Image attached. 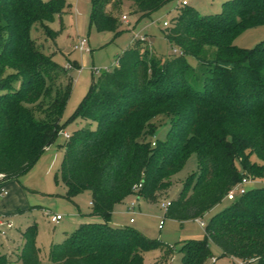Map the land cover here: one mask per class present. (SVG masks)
Listing matches in <instances>:
<instances>
[{"label": "trees", "instance_id": "16d2710c", "mask_svg": "<svg viewBox=\"0 0 264 264\" xmlns=\"http://www.w3.org/2000/svg\"><path fill=\"white\" fill-rule=\"evenodd\" d=\"M166 1L133 4L150 16ZM122 2L91 0L90 23L117 36ZM69 11L67 0H0V173L5 180L33 165L61 130L70 77L63 87L67 68L38 47L30 30L40 23L55 39L61 30L48 23ZM260 24L264 0H225L220 12L206 15L184 4L163 29L178 51L162 57L145 37L134 38L114 68L93 81L70 117L85 123L61 144L58 170L68 196L89 189L90 214L102 220L82 222L53 242L47 262L39 255L37 226L30 224L22 232L20 264H145L143 251L156 241L130 226L113 225L114 205L131 193L151 202L166 197L171 176L193 152L199 171L169 199L168 218L201 217L244 175H264V41L252 48L233 42ZM187 55L198 59V68ZM161 118L168 120V129L163 139L154 140ZM226 199L202 238L182 241V264H214L209 240L232 259L264 264V186ZM12 262L0 254V264Z\"/></svg>", "mask_w": 264, "mask_h": 264}, {"label": "rangeland", "instance_id": "374dc122", "mask_svg": "<svg viewBox=\"0 0 264 264\" xmlns=\"http://www.w3.org/2000/svg\"><path fill=\"white\" fill-rule=\"evenodd\" d=\"M67 1L70 3V11L61 16L57 15L48 23L49 27L61 30L55 39L48 36L40 23L34 24L30 30V35L38 47L51 54L55 62L67 68V75L61 82L62 86L66 87L70 77V94L61 116V130L54 141L18 178L6 179L3 183L8 192H0V211L8 214L6 219L12 222V227L5 228L4 233L0 232V253H5L13 260L12 264H20L16 256V237L19 238L20 231L29 224L37 226L36 243L40 247L39 255L42 261L47 262L52 242L61 241L65 232L73 231L82 218L89 220L91 216H95L88 214L91 208V191L85 189L70 198L58 170L63 158L61 144L67 139L65 134L85 123L81 118L72 120L70 117L93 81L97 80L102 71L114 68L117 55L136 37H145L152 50L159 56L166 57L176 52L165 37L163 29L164 22L171 24L178 15L179 8L184 6L182 0H167L150 16H142L136 11L133 0H123L122 14L127 15V20H123L121 16L122 32L117 36L112 31L97 30L90 23L91 0ZM186 1L188 6L197 9L201 15H206L220 12L225 0ZM83 36L88 38L89 50L74 47L78 37ZM260 41H264V24L246 29L237 35L233 42L241 47L252 48ZM187 60L194 68L199 67L196 57L187 55ZM74 61H77L78 66L73 65ZM167 129L166 118L157 120L152 139H163ZM198 171V154L193 152L171 176L172 185L165 192L166 197L158 202H151L143 196L138 198L137 194L131 193L114 205L110 221L113 225L130 226L156 241V245L143 251L145 264H182V254L179 250L182 241L203 237L211 216L229 203V200L224 198L198 218L178 220L166 217L164 203L176 197L186 178L196 175ZM252 180L254 186H264V175ZM131 202H135L134 207H131ZM51 214H61L62 218L53 222L50 219ZM209 243L215 257L214 264H237V260L224 255L218 245L211 240ZM251 264L259 263L255 261Z\"/></svg>", "mask_w": 264, "mask_h": 264}, {"label": "built area", "instance_id": "2783aa9c", "mask_svg": "<svg viewBox=\"0 0 264 264\" xmlns=\"http://www.w3.org/2000/svg\"><path fill=\"white\" fill-rule=\"evenodd\" d=\"M182 4H187L186 0H182L181 1ZM122 19L123 20H127V15L126 14H122ZM169 23L167 21L164 22V25H168ZM88 38L86 36L83 37H78V41L75 43L74 47L77 49H81V50H89V45H88ZM175 51H178L177 48L174 49ZM66 137H69V133L65 134ZM153 143H155L153 141ZM5 180V175L3 173H0V187H1V191L4 194H7V189H5L4 186H2V182ZM253 183L252 178H249L248 176L244 175L241 180L236 183L231 189H229V191L226 193V198L228 199H234L236 196L241 195L243 193H245L251 186V184ZM141 186V183L135 184L134 185V189H138ZM139 198V196H138ZM169 203V200L166 201L164 203L165 207L167 206V204ZM135 206V202H131V207ZM62 218L61 214H51L50 215V219L53 222H58L60 219ZM132 220V218H131ZM201 224H204L203 221H201ZM12 227V222L6 218H4L3 216H0V232L4 233L5 232V228H10ZM212 261H215V257L212 258ZM253 261V259H246V260H237V264H251Z\"/></svg>", "mask_w": 264, "mask_h": 264}, {"label": "crops", "instance_id": "0c3cea01", "mask_svg": "<svg viewBox=\"0 0 264 264\" xmlns=\"http://www.w3.org/2000/svg\"><path fill=\"white\" fill-rule=\"evenodd\" d=\"M70 133H71V132H70ZM70 133H69V134H70ZM4 181H5V180H4ZM4 181L2 182V186H4V184H3V183H5ZM251 186H254V185L251 184ZM0 192H1V194H4V193L1 191V188H0ZM3 203H5V201H4ZM90 204H91V199H90ZM90 211H91V208H90ZM90 211L88 212V214H90ZM0 216H3V217L6 218V216H8V214H7V213H4V212H2V211H0ZM100 218H101V216H99V215L91 216L89 220L82 218L80 223H82V222H88V221H99ZM92 219H97V220H92ZM101 219H102V218H101ZM200 223H201V221H200ZM29 225H30V224H29ZM29 225H28V226H29ZM28 226H27V227H28ZM27 227H26V228H27ZM26 228H25V229H26ZM25 229H24V230H25ZM24 230H21V231H20V235H19L20 237H19V238L16 237V239H17V241H18L17 248H16V256H17V252L19 251V248H20V246H21V244H22V242H23L22 232H23ZM66 233H68V232H65V235H66ZM204 235H205V233H204ZM64 237H65V236H64ZM64 237H63V238H64ZM63 238H62V239H63ZM201 238H202V237H201ZM14 240H15V239H14ZM52 243H53V242H52ZM52 243H51V244H52ZM51 244H50V245H51ZM39 248H40V247H39ZM2 253H3V252H2ZM0 254H1V253H0Z\"/></svg>", "mask_w": 264, "mask_h": 264}]
</instances>
